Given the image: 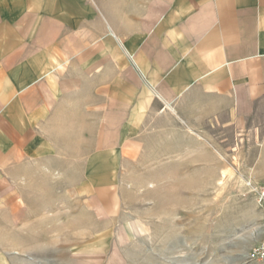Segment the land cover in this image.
I'll use <instances>...</instances> for the list:
<instances>
[{
  "label": "rangeland",
  "instance_id": "1",
  "mask_svg": "<svg viewBox=\"0 0 264 264\" xmlns=\"http://www.w3.org/2000/svg\"><path fill=\"white\" fill-rule=\"evenodd\" d=\"M84 3L95 15L78 4L80 15L64 18L93 27L95 46L75 49L73 64L79 61L81 70L95 55L98 70L102 3ZM110 52L115 56L113 46ZM114 65L94 79L95 102H102L103 81L110 95L103 132L79 125L56 139L61 157L47 166L54 173L32 165L31 174L16 180L0 175V264H264L250 257L264 240V213L254 193L264 185V112L247 128L215 122L189 128L176 112L160 110L144 77L136 83L130 59L127 88L119 93ZM81 82L76 101L83 104L85 78ZM74 115L86 121L85 110ZM102 117L95 111L96 122ZM92 156L95 174L88 173ZM103 166L112 173L97 174ZM102 182L111 185L109 197L92 198V184Z\"/></svg>",
  "mask_w": 264,
  "mask_h": 264
},
{
  "label": "crops",
  "instance_id": "2",
  "mask_svg": "<svg viewBox=\"0 0 264 264\" xmlns=\"http://www.w3.org/2000/svg\"><path fill=\"white\" fill-rule=\"evenodd\" d=\"M101 3L102 70H95V55L79 70L75 49L94 47L95 30L78 20L69 23L64 15L75 14L80 4L93 16L94 7L84 0H0V175L16 180L31 174L32 165L38 173H54L47 166L61 157L56 139L79 125L93 134L95 127L99 133L108 127L107 81L98 89L102 102L96 103L94 79L111 63L119 93L127 88L123 74L130 59L136 83L144 77L160 110L176 112L189 128L208 122L247 128L264 112V0ZM85 30L88 38H81ZM80 78L86 80L83 104L76 101L83 93ZM78 110L86 111V121H76ZM95 111L102 112L101 122ZM93 159L90 174L96 173ZM99 173L112 171L103 166ZM110 186L92 184L91 197H109Z\"/></svg>",
  "mask_w": 264,
  "mask_h": 264
},
{
  "label": "built area",
  "instance_id": "3",
  "mask_svg": "<svg viewBox=\"0 0 264 264\" xmlns=\"http://www.w3.org/2000/svg\"><path fill=\"white\" fill-rule=\"evenodd\" d=\"M254 193L257 197L258 204L264 213V185L255 187ZM250 257L253 260L264 262V240L252 250Z\"/></svg>",
  "mask_w": 264,
  "mask_h": 264
},
{
  "label": "bare ground",
  "instance_id": "4",
  "mask_svg": "<svg viewBox=\"0 0 264 264\" xmlns=\"http://www.w3.org/2000/svg\"><path fill=\"white\" fill-rule=\"evenodd\" d=\"M224 173H226V171H225ZM225 176H226V175H225ZM223 179H224V177H223ZM223 179H222V181H223ZM225 180H226V179H225ZM225 180H224V181H225ZM222 181H221V183H222ZM221 183H220V185H222V184H223V183H222V184H221ZM223 186H224V185H223Z\"/></svg>",
  "mask_w": 264,
  "mask_h": 264
}]
</instances>
